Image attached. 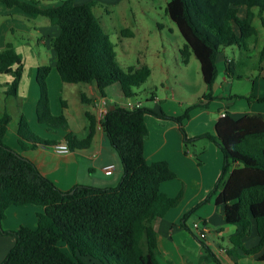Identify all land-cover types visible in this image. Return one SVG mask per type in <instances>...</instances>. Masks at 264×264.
Masks as SVG:
<instances>
[{"label":"trees","instance_id":"16d2710c","mask_svg":"<svg viewBox=\"0 0 264 264\" xmlns=\"http://www.w3.org/2000/svg\"><path fill=\"white\" fill-rule=\"evenodd\" d=\"M6 7H16L25 15L46 17L58 26V34L50 44L55 53V68L62 82L95 83L101 96L104 89L118 83L124 97L134 96L133 86L143 83L149 75L147 66H129L125 70L116 60L114 44L102 29L93 12L92 1L76 3L61 0L48 6L38 0H0ZM240 6L245 7L239 16ZM166 12L184 39L178 49L183 63L193 54L200 66L205 91L201 98L188 105L180 115L169 116L146 108H125L113 103L107 108L100 125L110 145L117 152L122 176L118 185L96 187L76 184L68 191L60 190L28 158L9 148L3 138L11 119L4 111L0 117V230L6 210L12 206L34 205V226L20 225L5 231L15 238L14 244L0 264H88L92 259L102 264H160L153 222L174 207L180 195L168 196L160 184L175 174L164 160L147 162L143 142L147 134L145 115L172 118L187 139L183 120L190 110L205 107L214 99L213 86L217 76L216 58L226 46L249 49V42L258 30L254 19L264 10V0H168ZM264 23V18H260ZM264 30V27H263ZM122 33L131 35L128 29ZM257 68L264 67V37L259 50ZM262 64V66L260 65ZM233 61L225 68L232 70ZM23 64L11 43L0 50V73H10V94L16 95ZM49 65L36 68L38 98L35 113L38 122L66 131L63 141L70 150L89 147L95 121L89 118V131L77 138L69 130L63 113L53 114L47 88ZM264 72V70H263ZM264 77V76H263ZM84 102L90 99L81 97ZM62 103L63 100H61ZM111 105V103H109ZM215 134H203L212 140L222 154L220 173L212 193L215 203L223 206L227 224L238 231L231 237L233 247L244 255L264 260V113L250 112L233 117L228 112L214 124ZM16 134L18 143L34 148L51 146L55 141L34 134L24 115H20ZM187 213L183 216L185 219ZM185 226L184 223H181ZM257 240L246 247L242 243L251 227ZM187 228V226H185ZM205 250L203 260L221 264L208 245L198 239ZM87 258V260H85Z\"/></svg>","mask_w":264,"mask_h":264},{"label":"crops","instance_id":"0c3cea01","mask_svg":"<svg viewBox=\"0 0 264 264\" xmlns=\"http://www.w3.org/2000/svg\"><path fill=\"white\" fill-rule=\"evenodd\" d=\"M43 1L46 2V0ZM44 2H42L43 5L42 3L39 5L48 6L58 4L48 3L45 5ZM244 13L245 7L240 6L238 12L239 16H243ZM222 51L220 52L221 54ZM189 58L191 59V57ZM227 61L229 60L224 57L225 65ZM160 67H162V69L164 68L163 65H160ZM165 69L166 72H168L167 68ZM151 72L152 70L149 69V75ZM56 73L57 76L52 73V69L50 68V72L46 79L50 110L55 115L62 113L63 110L65 111L63 114L68 121L69 130L74 133L77 138L86 136L89 131V118L92 117L95 121V126L91 143L87 148L70 150L67 153H56L52 150L51 146L40 145L34 148L25 146V150L19 153L31 160L44 176L49 178L56 187L63 191L70 190L76 184L96 187H113L118 185L123 172L121 161L117 152L110 145L100 125L102 116L99 112V99L105 96L99 94L95 83H83L84 85L82 87L76 89L81 104L79 111L69 112L68 103L63 95H61L67 83L61 81L57 70ZM263 76L264 72L262 70V72L255 75V78L263 79ZM234 77L236 76L226 70L224 66L223 80L220 84H216V86V80L214 82L213 95L214 97L218 95L216 99L221 100L222 104L216 103L212 105L207 103L206 106L209 108H216V118H208V115L202 110L206 107L205 106L191 109L189 117L183 120V128L186 129V138L197 139L195 144H192L196 149L199 145L201 146V151L198 153L195 152V154H191L188 151L187 145L181 136L182 134L179 132V125L177 123L171 120L161 119L153 113L145 115L147 134L143 142L144 157L147 162L164 160L168 163L175 176L170 180L162 182L160 184V190L171 197L178 194L180 195L178 203L174 207L168 209L162 217L157 218L153 222L158 247L157 259L160 264H214L212 260L202 259L205 251L198 237L194 234V239L191 237L192 235H189L182 229L181 223H184V225L189 228L191 222H188L187 218L183 219V216L186 214V211L194 205H200L195 211V215L199 217V219L204 220L209 230L206 238L201 240L208 245L210 250L213 251L217 257L218 255H226L228 257L232 255L233 249H235V251L238 250V252L241 250L239 247L234 248L231 242V237L238 231V227L225 222L223 206L215 203L214 196H216V193L214 196L210 195L220 173L222 165L221 151L207 136H205L208 138L207 141H198V139L203 137L201 135L210 134L209 131L211 127L214 129V124L220 116L221 111L228 112L233 117H239L250 112L264 113V85L262 83L256 84L254 80L251 82V93L248 96L254 98L250 100L248 96L241 94L237 90L232 92L231 87L217 94L221 84L225 83L231 86V79ZM50 85L54 86L55 95L52 94V90L50 91ZM55 87H57V91H55ZM166 88H169V86H166ZM170 89L172 91V88ZM14 96H18V93L16 92ZM82 96L91 101H82ZM171 96L170 99L167 98V96L159 97L156 93L152 92L150 96L146 97V101L149 102V104L147 103L145 105L143 102V107L154 111L156 114L163 112L170 115H180L182 111L180 112L179 107H175L173 103L175 102L173 94H171ZM242 97H246L248 100L247 107L241 101ZM37 98L38 90H34V93L32 91L30 104L22 106L21 115L26 114L31 126L35 124V131L41 135H38L39 137L55 141L54 143L63 142V137L66 133L64 129L60 127H49L45 124L47 130L44 131L40 125L34 123V115L32 113L33 111L35 112ZM61 100H63L64 103H62ZM106 102L108 107L109 103L107 99ZM87 106H90V108ZM23 109H26V112H24ZM209 112H211V110H209ZM77 113L80 117V136L71 128V123L76 119ZM204 114L206 120L199 121ZM197 118H199V122H197L196 125H192L193 120L195 121ZM35 119L37 120L36 113ZM193 156H195V158H193ZM195 159H197V161ZM108 164H112L113 168L109 173H106L103 171V167ZM39 211H41L39 207H34L30 204L9 207L6 210L5 218L1 221L2 227L4 229L14 230L20 225L34 226L36 223V213ZM26 213H29L27 217L24 216ZM256 240V230L255 227L252 226L249 234L243 237L242 243L248 247L253 245ZM12 241L14 244L15 239ZM12 241L8 239L6 245H4L2 235L0 234V262L6 255L4 253L8 252L7 249L11 245L13 246ZM220 241L226 243V245L224 246ZM249 257L251 260H257L254 255H249ZM251 264L257 263L251 261Z\"/></svg>","mask_w":264,"mask_h":264},{"label":"rangeland","instance_id":"374dc122","mask_svg":"<svg viewBox=\"0 0 264 264\" xmlns=\"http://www.w3.org/2000/svg\"><path fill=\"white\" fill-rule=\"evenodd\" d=\"M89 1L94 3L92 7L93 12L98 17L102 29L109 35L110 40L114 44L116 60L120 67L125 70L129 66H147L152 70L151 74L145 78L143 83L132 87L135 93L133 96L134 98L143 101L146 105L147 103L149 104V102L146 101V97L150 96L152 92L156 93L159 97L167 96L169 99L172 97L171 94H173V99L175 101L173 103L176 108L179 107L180 112H183L188 105L197 102L201 98V95L205 91V84L202 79L199 62L193 54L190 56L191 59L189 58L190 60L187 63L182 62L178 49L182 47L184 39L176 24L170 19L166 12L165 8L168 0H75L76 3ZM38 2L41 4L44 1L38 0ZM60 2L61 0H46L44 4ZM254 11L257 13L254 19V25L258 28L259 32L257 36L249 42V49L244 50L242 47L238 48L234 45L226 46L223 48L222 54L219 53L217 56L215 86L216 84H220L223 80V68L225 66L224 57L233 61L232 70L234 74H241V78L234 77L231 79V86L225 83L221 84L217 94L231 87L232 92L237 90L241 94L248 96L251 93V82L253 80L256 81V84L262 83L264 85V78H255V75L259 73L257 69V65L259 64L258 56L264 37V23L260 20L261 17L264 18V10L259 14L257 9H254ZM123 29L131 31V35L125 32L122 33L121 30ZM57 34L58 26L51 24L46 17L41 15L34 17L28 16L18 8H7L0 2V50L5 47L6 43H11L20 54L23 64L21 78L17 87L18 96H14L8 92L10 90L9 83L12 80L11 74L0 73V117L4 111L11 115V121L7 126L3 142L8 144L7 146L15 152H23L26 148L17 142L18 136L16 134V128L18 119L22 114V106L30 104L32 91L34 93V90H38L35 81L37 66L49 65L52 69V73L57 76L54 68L55 53L50 44L51 39ZM160 65H163L164 68L162 69ZM260 65L262 66V64ZM165 68H167L168 72H166ZM65 85L66 88H64L61 95H63L68 103V110L69 112H78L81 104L76 89L82 87L84 84L79 82L67 83ZM166 86H169V88H166ZM170 88H172V91ZM51 90L52 94L55 95L54 86L50 85V91ZM55 91H57V87H55ZM104 92L108 103L111 104L117 103L122 105L126 99L118 83L107 86ZM217 96L218 95H216V97ZM216 97L208 101V103L212 105L219 103L221 105L222 101L216 99ZM252 98L254 97H249V100ZM241 99L247 107L248 100L246 97H242ZM87 107L90 108V106ZM23 110L26 112V109ZM202 110L208 115V118L217 117L215 107L209 108L206 106ZM209 110H211V112H209ZM62 113H65V111L63 110ZM32 114L34 115L35 121L33 122L40 125L43 130L46 131V125L37 122L34 111ZM167 115L176 116L173 114ZM24 116L29 124V118L26 114ZM79 118L77 113L76 119L71 123L72 130L76 132L78 136L81 135L79 130L81 126ZM159 118L177 123L172 118ZM198 119L199 118L195 121L193 120L192 125H196L199 121L206 120L205 114L201 116L199 121ZM29 127L34 134L41 136L35 131V124L32 126L29 124ZM184 131L186 133V129H184ZM209 132L212 135L215 134L212 127ZM207 139V137L203 136L198 139V141H207ZM196 140L197 139H187L184 141L191 154L201 151L200 145L197 149L192 145L195 144ZM193 158H195V156H193ZM195 160L197 161V159ZM214 194L215 193L212 192L210 193L211 196H214ZM194 206L186 211L187 221L191 223L199 219V217L195 215V211L200 205ZM28 214L26 213L24 216L27 217ZM190 225L189 228L188 226L187 228L182 226V229L195 239ZM3 230V232L0 230V234L3 238V244L6 245L8 239L12 241L15 238L12 234L5 232L12 229L3 228ZM220 243L224 246L226 245V243L222 241H220ZM10 247L7 251L11 249ZM7 253L8 252L4 254ZM231 254L232 255L227 257L226 255H218L217 253L221 264H251V261L257 264H264L262 260H251L249 255L241 254V250L238 252V250L235 251V249H233ZM85 260H87V258H85ZM87 262L88 264H102L96 259H92L91 261L87 260ZM212 262L216 264L215 261Z\"/></svg>","mask_w":264,"mask_h":264},{"label":"built area","instance_id":"2783aa9c","mask_svg":"<svg viewBox=\"0 0 264 264\" xmlns=\"http://www.w3.org/2000/svg\"><path fill=\"white\" fill-rule=\"evenodd\" d=\"M125 98H126L125 101L121 105L122 107L129 108V109L143 107V101L137 100L133 96L125 97ZM99 104H100L99 112L101 116L103 117V115L105 114L108 108L105 97H102L99 99ZM224 114H225L224 111L220 112V116H223ZM51 148L56 153H67L70 151L68 145L64 141L52 144ZM112 168H113V165L108 164L103 167V171L106 173H109L112 170ZM190 229L198 237V239H205L209 231L206 223L204 222V220H201V219L194 220L190 225Z\"/></svg>","mask_w":264,"mask_h":264},{"label":"water","instance_id":"95a60500","mask_svg":"<svg viewBox=\"0 0 264 264\" xmlns=\"http://www.w3.org/2000/svg\"><path fill=\"white\" fill-rule=\"evenodd\" d=\"M114 106L111 104L108 106L109 109H112ZM70 193L72 192V190L69 191Z\"/></svg>","mask_w":264,"mask_h":264}]
</instances>
